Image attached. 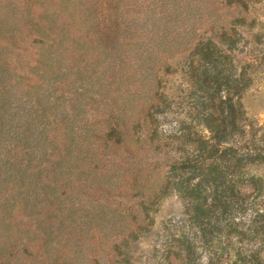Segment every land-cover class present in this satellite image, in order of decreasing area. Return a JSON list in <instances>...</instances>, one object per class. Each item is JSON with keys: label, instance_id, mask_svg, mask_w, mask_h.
<instances>
[{"label": "trees", "instance_id": "obj_1", "mask_svg": "<svg viewBox=\"0 0 264 264\" xmlns=\"http://www.w3.org/2000/svg\"><path fill=\"white\" fill-rule=\"evenodd\" d=\"M256 3L0 0V264H135L172 195L195 233L167 228L163 264H264L235 59Z\"/></svg>", "mask_w": 264, "mask_h": 264}, {"label": "rangeland", "instance_id": "obj_2", "mask_svg": "<svg viewBox=\"0 0 264 264\" xmlns=\"http://www.w3.org/2000/svg\"><path fill=\"white\" fill-rule=\"evenodd\" d=\"M256 1L255 8H250L247 14L248 21H250L249 23L253 24V26L242 28L243 30L241 31L243 32L246 45L241 53H235V59L240 66L251 63L256 67V70L252 69L248 72L251 83L248 90L245 91L242 96V103L247 113V119L244 124L245 133L243 140L249 145H260L264 147V0ZM178 60L173 62L177 68L178 66L180 67L183 58L180 59V63ZM172 78L177 79L176 75L172 76ZM174 90L175 86L173 88L171 84V91L175 94L176 92H174ZM173 119L174 116L170 113L162 114L159 117L162 125L164 124L167 129H171L172 124H174ZM155 159L159 160V162L163 161L165 155L156 156ZM136 160L140 161V156L131 159L133 167ZM153 161V158L148 159V162ZM251 170L261 177L262 184L264 185V163L253 164ZM123 192L126 195L128 194L126 190H123ZM262 199L264 200V186ZM116 201L115 204L122 207V197H117ZM150 217L155 221L152 231L144 236L143 239L132 245L135 264H163V255L166 250L165 245L168 242L166 235L167 228L177 232L186 231L193 236L195 233V229L187 223L185 203L177 195H172L161 201L157 207V212L151 213ZM245 220L249 222L250 216L248 215V217H245ZM114 237H116V235H114L113 238ZM113 238L109 241L110 245L113 242ZM253 245L261 247L259 242L256 244H249V246ZM200 251H202V248ZM203 259V261L207 260L205 255ZM225 260L227 259H224V261ZM225 264H228V262ZM230 264H232V262Z\"/></svg>", "mask_w": 264, "mask_h": 264}]
</instances>
